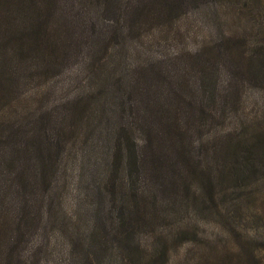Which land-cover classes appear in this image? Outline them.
Returning <instances> with one entry per match:
<instances>
[{"label": "rangeland", "instance_id": "obj_1", "mask_svg": "<svg viewBox=\"0 0 264 264\" xmlns=\"http://www.w3.org/2000/svg\"><path fill=\"white\" fill-rule=\"evenodd\" d=\"M58 1L46 0L53 9L45 13L54 24L57 43L51 48L58 68L50 70V59L33 60L32 50L20 55L21 72L0 74V137L16 129L30 136L48 126L60 161L56 185L68 177V186L59 190L47 225L14 220V210L0 212V264L80 263L72 246L73 229L84 228L77 210L78 169L90 163V178L99 174L95 163L111 152L117 121L111 95L116 89L121 96L125 87V119L134 129L144 111L157 123L156 113L169 109L179 113L188 135L163 145L176 169L155 193L160 217L135 230L133 251L122 252L111 236H96L91 264H264V0H222L141 28L136 0H125L119 17L133 26L129 33L123 21L116 33L108 26L113 15H92V0ZM99 19L104 26L97 29ZM104 27L114 40L94 52L93 36L104 34ZM23 33L12 28L5 39L0 34V47L12 50L27 38ZM202 71L204 88L198 90ZM140 134L135 130L139 140ZM138 176L144 197L151 186ZM103 188L112 191L114 183ZM108 195L105 204L114 197ZM83 203L81 209L90 201Z\"/></svg>", "mask_w": 264, "mask_h": 264}, {"label": "trees", "instance_id": "obj_2", "mask_svg": "<svg viewBox=\"0 0 264 264\" xmlns=\"http://www.w3.org/2000/svg\"><path fill=\"white\" fill-rule=\"evenodd\" d=\"M92 1L97 5L96 12L88 11L97 16L98 14H105L106 17L109 14L113 15L108 21V26H115V33L116 28L118 30L120 27L123 28L120 21L125 23L123 32L129 33L132 30L133 26L128 25L126 17L125 21L119 17L122 8L121 2L123 3L125 0ZM221 1L136 0L134 1L136 4L134 10L140 11L137 20L138 22L140 20L139 28H141L168 22L192 9L203 5L217 4ZM50 9L53 8L48 7L46 0H0L1 39H5L12 28L25 32L22 35L27 37L25 39L22 37L21 43L12 50L5 51L3 49L9 45H1L0 50L4 56L2 61L0 59L1 75L5 77L21 72L24 64L19 57L20 55L27 56L28 52H33L32 50L35 52L33 60L38 58L46 63L47 59H50L49 66L52 65L50 70L56 72L58 68V63L55 61L57 50H52L57 43V40L52 36L54 24L45 17V13ZM129 12L127 11V14ZM142 12L144 14L141 16ZM116 15L117 18H114ZM95 22L97 29L104 26V22L100 19ZM108 30V27H104V34L102 32L93 36L92 49L94 52H97L101 45L105 49V45L108 46L110 41L114 40L112 32H108ZM33 33L37 34L36 37L33 36ZM122 38L124 41L120 40V45L125 42V33ZM52 45L53 48H51ZM117 45L119 46V43ZM9 59L17 60L10 61ZM201 74L203 80L196 85L198 90L204 88L206 72L202 71ZM121 91V96L116 94V89L111 95L115 102V110H112V113L113 115L118 113L117 121L115 128L112 127L111 152L104 160L95 163L100 164L99 174L95 171L93 177L90 178L88 175L90 163H84L83 168L78 169L81 175L78 176L79 202L77 210L79 209L78 213H80L84 228L73 229L72 234L76 236L77 241L73 240L72 246L79 250V264H91V247L94 238L99 234H103L105 237L106 235L111 236L113 240L119 241L118 248L122 252L133 251L131 242L135 239V230L146 224L155 223L153 219L160 217L155 208L158 204L155 193L163 190L166 177L176 169L175 165L173 163L171 165L167 160L171 156L169 148L165 149L163 145L175 144V140L183 132H186V136L188 135L183 124L179 123L182 120L178 117L179 113L177 111L169 113V109L156 113L157 123L151 122L147 110L144 111L140 126L133 124L138 127V129H134L125 119L127 88L125 87ZM209 96L213 100L215 99L213 92ZM203 100H205L204 95ZM193 101L196 102L197 97L194 96ZM198 113L194 114L197 116ZM188 129L194 128L188 127ZM135 130L142 134H140V140L135 137ZM16 131L17 129L14 132L10 131L6 139L0 137V212L14 210V214H12L14 220H26L23 223L37 222L47 225L53 220L54 211H57V202L60 198L59 190H65L68 186V177H65L63 184L56 185V174L60 161L53 156V148L57 141L53 139L48 126L33 132L30 136ZM21 137L26 140L18 141ZM156 146L160 150H156ZM178 153L183 152L178 150ZM168 154L170 155L167 156ZM87 175L88 178L85 181ZM118 175L122 177L121 181H119ZM138 175L143 176L141 179L146 183L149 182L148 184L151 186L144 197L139 195V192L143 193L144 191L137 189ZM159 178L164 179L157 182ZM109 182L114 183L112 191H106L103 188V185ZM187 188L190 190L192 187L188 184ZM39 189L47 191V195L39 194ZM108 194H113L114 197L108 204H105L104 195L109 196ZM85 201H90V203L81 209ZM37 206H39L38 210L32 209ZM82 231L87 233L85 237Z\"/></svg>", "mask_w": 264, "mask_h": 264}]
</instances>
